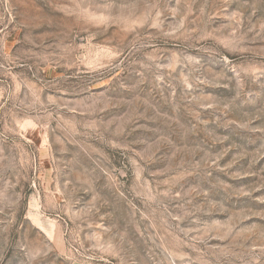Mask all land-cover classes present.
I'll list each match as a JSON object with an SVG mask.
<instances>
[{
  "label": "rangeland",
  "instance_id": "1",
  "mask_svg": "<svg viewBox=\"0 0 264 264\" xmlns=\"http://www.w3.org/2000/svg\"><path fill=\"white\" fill-rule=\"evenodd\" d=\"M0 264H264V0H0Z\"/></svg>",
  "mask_w": 264,
  "mask_h": 264
}]
</instances>
